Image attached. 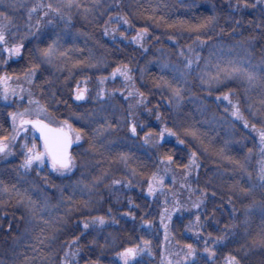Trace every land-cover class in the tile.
I'll return each mask as SVG.
<instances>
[{"label":"trees","instance_id":"obj_1","mask_svg":"<svg viewBox=\"0 0 264 264\" xmlns=\"http://www.w3.org/2000/svg\"><path fill=\"white\" fill-rule=\"evenodd\" d=\"M82 1L67 21L60 23L61 17L56 16L52 30L43 38H39L42 31L31 35L33 39L26 40L17 62L5 64L0 50V76H8L9 89L18 91L20 99L23 97L9 103L11 96L5 101L0 86V135H11L9 113L16 105L21 104V109L37 105L29 104L31 99L47 109L45 120L59 125L67 121L82 137L71 149L75 166L63 175L48 166L23 174L17 160L0 156V186L27 189L36 208L35 212L29 211L14 195L0 193V264H57L76 237L80 246L77 264H92L95 260L99 264H121L117 253L136 245L146 250L134 264H186L187 244L196 249L194 264H226L230 254L241 256L244 264H264V250L252 246L264 225L260 208L264 189L256 179L264 159L259 136L251 127L244 128L243 121L235 120L231 104L223 101L228 95L232 103L239 104L244 119L250 125L256 122L260 128L258 118L249 111L250 104L261 107L259 89L246 94L247 84L238 81L216 85L209 92L200 83L194 65L192 75L181 84L183 99L177 107L161 79L171 80L170 69L183 68L184 57L179 53H187L189 45L194 49L192 55L199 56L201 67L206 59L215 60L226 52L243 55L254 66L261 65L264 28L258 25L264 23V5L233 11L228 5L235 7L236 0H107L108 7L97 2L89 4L92 0ZM118 15L127 16L131 27L110 24V29L118 27L119 31L115 39L111 33L105 36V22L109 16ZM149 15H155L156 20L148 19ZM208 17L215 20L207 29L199 33L191 30ZM144 26L149 28V36L141 47L133 37ZM198 35L205 41L199 48ZM54 40L67 56L57 55L51 64L41 63L29 83L25 73L41 59L37 48H45ZM77 60L96 66L73 67ZM124 66L131 77L129 82L116 80L107 85L112 73L118 68L123 71ZM101 78H106L103 84ZM78 84L90 91L85 102L74 99ZM101 91L104 99L97 95ZM137 92L144 94L146 107L137 105ZM157 113L160 120L156 119ZM108 123L114 130L105 131L100 138L105 147L90 150L95 130ZM132 123L137 125L136 136L129 130ZM165 127L177 135L165 132L161 139ZM187 127L199 131L204 143L212 146L209 152L205 153L198 141L184 136ZM148 133L152 135L146 144ZM177 136L185 143H178ZM221 148L225 150L224 158L216 154ZM190 149L197 152L199 167L192 168L185 179ZM121 154L128 156L127 162L120 159ZM169 155L171 164L166 159ZM228 157L241 161L245 170L241 171ZM153 175L163 179L155 197L148 195ZM95 177H102L101 182L96 183ZM113 179L122 183L113 185ZM129 180L131 186L125 187ZM241 188L252 191L244 195ZM202 196L204 203L195 208L193 205ZM100 215L107 220L103 228H83L84 222ZM41 217L49 223H42ZM224 231H229V236L215 245L216 255L210 260L204 252V240L209 233L215 238ZM143 241L150 243L145 245ZM208 247H213L211 239Z\"/></svg>","mask_w":264,"mask_h":264},{"label":"snow or ice","instance_id":"obj_2","mask_svg":"<svg viewBox=\"0 0 264 264\" xmlns=\"http://www.w3.org/2000/svg\"><path fill=\"white\" fill-rule=\"evenodd\" d=\"M0 5H3L4 7H24L23 4H5L4 0H0ZM260 5H264V0H236L235 7L231 3H229V8H232L233 11H240L241 8H257ZM46 7V11L44 12V16H49V13H55L57 16H60L61 19H64V15L61 11V8L66 9H72V8H79L81 5L79 4L78 0H63V3L61 5L53 6L52 4L44 5L42 3H37L33 5L28 12V19H32V14L37 12L38 9H43ZM117 7L119 5L117 4ZM85 11H90V9H85ZM152 12L155 13L156 9H152ZM0 17H3L4 19H9L8 15L4 12H0ZM150 20H156L155 15H149L147 17ZM159 20H164V17H160ZM214 17H208L202 24L195 25L191 28V30L196 31L199 33L202 29H207L210 24L214 22ZM39 23L40 20H37V31H39ZM47 23L51 24L52 19L50 18ZM129 25L131 27L130 21L127 16L118 15L116 17L109 16L108 20L105 22L104 27V35L108 36L110 33L115 39L117 31H119L118 27L115 28H109L108 25ZM237 24L240 23V21H236ZM251 23V22H249ZM174 24H169L168 27H174ZM258 27L264 28V23L261 25H258ZM6 26L0 25V48H2V51L7 53L9 58L13 56H20L21 51L24 48L23 41L21 40L20 43H15L12 46H8V36L6 35L5 31ZM29 28L31 29V26L29 25ZM31 34V31L29 32ZM121 37L124 38V33H120ZM149 36V28L147 26L140 27L137 29L136 35L133 37V42L143 47V42L145 39ZM156 39H159L157 36ZM169 39H172V36H169ZM197 40H200L199 35L197 36ZM195 43V42H194ZM205 44V41L200 40V43L197 45V48L202 47ZM147 51V49H144ZM37 52L39 53L40 60L34 64L32 68L28 70V72L25 73V78L29 81V83L32 82V77L35 76L37 68L40 66L41 63H48L51 64L54 60V58L59 56H67V52L65 51H59V45L57 41H53L51 44H49L45 48H37ZM194 49L191 45L188 46V52L185 53L184 51H181L179 55L181 57H184V64L183 68L175 67L170 69L173 72V76L171 80H165L163 78V85L169 89L172 96L171 99L175 101L177 107H179L183 97L182 93L184 92V88L181 86L182 83L187 82V77L191 76L194 68L193 66L196 65L195 71L197 72L199 76L200 83L207 86V89L209 92L211 89L216 86L223 84L227 81H241L242 83L247 84V88H245V93L247 94L253 89H259L260 91V99L259 104L261 105L260 108H253V106L249 105V111L251 112V115L254 118H258L261 127L257 128L256 122L249 124V121L244 119L243 115L240 112V107L238 103H232L228 95H225L223 98L224 100H228L229 104H231L232 112L231 115L235 120H241L243 121L244 128L251 127V130L256 132L259 136V150L264 156V61H262L260 66H248L244 61H236L232 59L225 60L222 57H217L215 60H212L211 58L206 59L204 61L203 66H200V58L199 56H193ZM91 58H89L90 60ZM4 63H7V61H4ZM80 64H84L86 66L95 67V64H90L88 61L84 60H77L74 62L73 67H76ZM259 69V70H257ZM119 74L126 81L130 80L131 77L128 73L127 66H124V70L116 69L112 73V78H115L116 75ZM106 78H101L100 83L103 84L104 80ZM9 77L8 76H0V86H3V92H2V98L7 101L9 98V95L16 96L17 93L14 89H9L7 86ZM158 87L160 85H157ZM23 91V89H21ZM86 93L87 88H81L78 84L76 87L74 99L76 101H83L86 99ZM98 97L100 99H103V92L97 93ZM132 93H129V96H131ZM136 96L139 98L137 99L136 103L139 106H147V100L144 97V94L141 92H137ZM23 97H21L22 99ZM128 97H125L127 99ZM219 99V97H217ZM36 103L38 105L37 107V118L30 119L27 118L29 116L28 111L25 112H13L9 113V116L12 121V132L11 135H0V156H6L11 154V147L12 144L20 137L22 132H27L29 130L28 126L30 125L31 128L35 131H38L40 133V140L43 142V150H37L36 144L33 142L31 147L28 146L27 143L23 144L24 151V159L23 163L21 164V167L25 171H31L33 169V166L36 165L37 169L43 168L45 165V161L49 163L50 167L53 171L59 172L60 174H64L66 172H71L74 168V161L72 156L69 154V148L71 147L73 142L79 143L81 139V132L79 130L76 131L75 138H73L68 134V132L65 131L64 127L59 128H53L50 127L49 124L45 123L42 119L39 118L40 115L46 114L47 109L39 106L38 102H34L31 99L29 100V104ZM131 107V105H130ZM149 111H151L149 109ZM156 119L160 120L161 117L157 113ZM64 125H66L68 128H71V125L67 124V121L63 122ZM142 127V126H141ZM108 130H114L112 129L111 123L106 124L105 126L101 128H97L93 134L92 137V143L90 144V150L93 151H99L100 148L105 147L103 141L100 139L105 131ZM130 132L132 136L137 135V125L135 123H132L130 125ZM167 133L168 136H176L177 133L172 131L170 128L165 127L160 132V138H164V133ZM151 133H148L144 141L147 144L149 142L148 137L151 136ZM184 136L191 137L193 140L198 141L200 143V146L202 150L207 153L211 149L210 144H205L204 141L201 139V134L198 130H196L193 127H187L184 129ZM177 142L180 144H184L185 140L180 139L179 136H177ZM111 143V142H109ZM224 149L221 148L217 151V155H219L221 158H224ZM251 152V150H250ZM190 159L189 164L185 165V179L187 178V175L191 174L192 168H198L199 165L197 164V152L192 151L190 149ZM120 159L122 161L127 162L128 156L121 154ZM169 164L172 162L171 155L166 157ZM229 161L231 163H234L237 165V167L240 168L241 171H244V165L241 161L235 160L231 157H228ZM163 163V161H161ZM133 172H135V169H133ZM39 171H37V175H39ZM104 175H107V173H104ZM249 178L251 179V173L248 174ZM256 179L259 181V187L261 189H264V159L261 160L260 168L258 171V174L256 176ZM102 180V177H95V182L100 183ZM121 180L113 179L112 184L113 185H119L121 184ZM163 179L157 177L156 175H153L152 179L148 182V195L152 196L155 194V192L158 190L157 185H162ZM131 186V181L129 180L127 184H125V187ZM183 187V185H181ZM85 187H88L87 185ZM241 193L244 195H248L249 192L252 191V188L240 189ZM0 193L14 195L17 198V202L20 204H26L29 211L35 212V201L32 200V197L28 194V190L25 189L24 191H20L16 185H12L11 187L2 185L0 186ZM206 195V193H204ZM213 196H215V192L212 193ZM129 203L131 204V200H129ZM204 203L203 196L202 198L195 203L193 206L195 208H199L201 204ZM229 203H231V197H229ZM260 208L262 213H264V202L260 204ZM179 210V207L176 209ZM69 211H72V209H69ZM111 209H109V212ZM131 211V209H129ZM127 215V213H125ZM134 218V217H133ZM171 217L169 216V219ZM113 219V223H115V218ZM196 221L199 223L200 221V215H196ZM41 222L48 224L49 222L47 220H44L43 217H41ZM106 216L100 215L95 216L92 218L90 222H84L83 228L87 230L88 228L92 226L103 228V226L106 224ZM167 227V226H165ZM234 227V226H233ZM226 229H229L228 225H225ZM231 231V229H229ZM229 231H224L220 235L216 236L215 238L211 237V233H209V238H206L204 240V252L208 254V258L211 260L215 255L216 251L215 245L223 242L226 240L229 236ZM83 235V233H81ZM199 233H197V236L199 237ZM213 244V247H208L209 242ZM79 240V237H76L73 242L69 245H67L69 251H65L63 256L60 258V260L57 262V264H77L76 257L79 255L80 246L76 242ZM145 245H148L150 241H143ZM253 247L259 246L261 250H264V227H261L260 232L258 233V238L253 240ZM187 248V252L184 255V259L186 261V264H194L195 262V256H196V249L193 247L192 244H187L185 246ZM75 249L74 251L72 249ZM146 249L141 248L140 245H136L135 247H125L123 251H119L117 253V256L119 257V260L121 261V264H134L136 261V258L138 255H140L142 252H144ZM246 255V253H245ZM92 264H99L98 260L92 261ZM213 264H215V261H213ZM226 264H244L243 258L239 255L230 254L226 258Z\"/></svg>","mask_w":264,"mask_h":264},{"label":"rangeland","instance_id":"obj_3","mask_svg":"<svg viewBox=\"0 0 264 264\" xmlns=\"http://www.w3.org/2000/svg\"><path fill=\"white\" fill-rule=\"evenodd\" d=\"M80 1H82V0H78L79 4H80ZM88 2H89V4H93V2H97L98 4H101V6L108 7V1L107 0H92V1H88ZM4 3L9 4V5L14 4V3L18 4V5L19 4L24 5V7H15V8L4 7L3 5H0V12L6 13L9 17V19H7V20L4 19L3 17H0V25L6 26L5 31H6V35L8 36V46H12L15 43H20L21 40L23 41V44H24L26 42V40L33 39L31 37V35H37L41 31L42 32H41V34H39V38L40 37L43 38V36L47 34L46 33L47 31L52 30V29H50V27L56 22V16L57 15L55 13H49V16H44V12L47 10L45 7L43 9H38L37 12L33 13L32 19L29 20L28 19V12H29V9L33 5H35L37 3H42L45 6L48 4H52L53 6H57V5H61L63 3V0H4ZM77 9L78 8L74 7V8L69 10V9L62 7L61 11L64 15V19H60L61 22L60 21L59 22L63 23L64 21H67L68 19H70L73 12H75ZM50 17L52 18L51 24L47 23V21L50 19ZM38 19L40 20L39 31H37V20ZM29 25L31 26V29L29 28ZM43 27H45V28H43ZM30 31H31V34H29ZM0 50L4 56V60L7 61V63H5V64L17 62L20 59V57L22 56V51H23V50L21 51L20 56H13V57L9 58L8 54L2 51V48H0ZM219 57H222L225 60L232 59V60H236V61H244L248 66H254L251 62L249 63V60H247L243 55H240L237 53L234 55L233 53L226 52L224 54V56L222 53L219 55ZM255 66H260V65L256 64ZM257 70H259V69H257ZM109 80L110 81H107V85L109 82L111 84H113L116 80L121 81V83L129 82V80L126 81L124 79V77H122L119 74H117L115 78L111 77ZM235 82H238V81H235V80L234 81H227V82L220 84L218 86L227 85V84L235 83ZM83 88H85V87H82V89ZM75 91H76V89H75ZM75 91H74V93H75ZM17 92L18 91H16V93ZM125 92H121L120 95H125L124 94ZM89 93H90V91H89V89H87L86 96H88ZM10 96L11 97H10L9 103H14L17 99L21 100L19 98L18 93L16 96H12V95H10ZM103 99H104V95H103ZM85 101H87V100H83V102H85ZM223 101L226 102L225 100H223ZM20 107H22L21 104H19L18 106L16 105L15 106L16 109L14 112L30 111L31 114H29V116L27 118H30V119L37 118V116H38V114H37L38 105H35L34 107H30V108H28L29 107L28 106V107H25L24 109L23 108L21 109ZM46 116H47V114H43V115H40L39 118L42 119L45 123L49 124L50 126L58 127V128L64 127L65 131L68 132V134L74 140L75 135H76V131L74 128H68L66 125H64V123H60L62 125H59V124H56L55 122H52L50 120H45ZM57 121H62V120H57ZM67 124L70 125V123H67ZM28 128H29V130L27 132H22L20 137L12 144L11 154L6 155L3 158H6V159L9 158L12 161L17 160L20 164H22L23 159H24V151H25L22 147L24 143H27L28 146L31 147L32 143L34 142L37 146V150H40V151L43 150V144L40 141V139L38 138V136L35 134V131L31 128L30 125L28 126ZM10 132H12L11 118H10ZM81 141H82V137H81L79 143ZM74 143H76V142H74ZM47 166L50 168V170H52V168L50 167L49 163L46 160L44 167H47ZM43 168L37 169V166L34 165L33 169L31 171H25L23 168H22V171H23V174H31L33 170L36 171V170H40ZM157 191L155 194H157ZM155 196L152 195V197H155ZM172 213H175V211L173 210ZM261 227H264V225H262ZM257 236H258V233L255 236V239ZM257 249L261 250L260 248H257ZM149 257H151V256L149 255Z\"/></svg>","mask_w":264,"mask_h":264},{"label":"water","instance_id":"obj_4","mask_svg":"<svg viewBox=\"0 0 264 264\" xmlns=\"http://www.w3.org/2000/svg\"><path fill=\"white\" fill-rule=\"evenodd\" d=\"M50 126V125H49ZM50 127H52V126H50ZM53 128H55V127H53ZM35 131V130H34ZM35 134L38 136V138L40 139V133L38 132V131H35ZM41 141V140H40ZM42 142V141H41ZM42 144H43V142H42ZM71 147H72V145H71ZM71 147L69 148V154H70V150H71Z\"/></svg>","mask_w":264,"mask_h":264}]
</instances>
